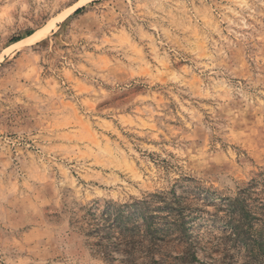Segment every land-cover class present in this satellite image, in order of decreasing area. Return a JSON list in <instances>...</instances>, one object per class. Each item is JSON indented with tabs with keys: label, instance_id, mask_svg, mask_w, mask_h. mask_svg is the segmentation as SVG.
I'll use <instances>...</instances> for the list:
<instances>
[{
	"label": "rangeland",
	"instance_id": "obj_1",
	"mask_svg": "<svg viewBox=\"0 0 264 264\" xmlns=\"http://www.w3.org/2000/svg\"><path fill=\"white\" fill-rule=\"evenodd\" d=\"M172 188L249 206L195 264H264V0H0V264H108L73 221Z\"/></svg>",
	"mask_w": 264,
	"mask_h": 264
},
{
	"label": "trees",
	"instance_id": "obj_2",
	"mask_svg": "<svg viewBox=\"0 0 264 264\" xmlns=\"http://www.w3.org/2000/svg\"><path fill=\"white\" fill-rule=\"evenodd\" d=\"M206 202L172 188L123 203L106 201L94 211L88 208L73 223L91 253L108 264H195L202 247L199 231L213 222L229 227L235 241H249L253 247L246 198L231 199L218 217L205 209Z\"/></svg>",
	"mask_w": 264,
	"mask_h": 264
},
{
	"label": "bare ground",
	"instance_id": "obj_3",
	"mask_svg": "<svg viewBox=\"0 0 264 264\" xmlns=\"http://www.w3.org/2000/svg\"><path fill=\"white\" fill-rule=\"evenodd\" d=\"M50 25H46L45 27L39 29L38 31L34 32L33 34L27 36L26 38L16 42L15 44H22L23 42H30V43H33V42H36L38 40H40L46 33V31L48 30V28Z\"/></svg>",
	"mask_w": 264,
	"mask_h": 264
}]
</instances>
